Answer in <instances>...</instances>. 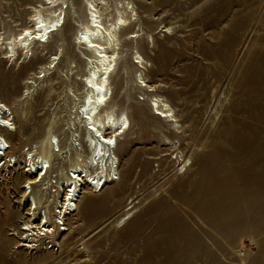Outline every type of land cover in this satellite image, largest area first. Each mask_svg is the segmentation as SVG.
Wrapping results in <instances>:
<instances>
[{
	"label": "rangeland",
	"instance_id": "1",
	"mask_svg": "<svg viewBox=\"0 0 264 264\" xmlns=\"http://www.w3.org/2000/svg\"><path fill=\"white\" fill-rule=\"evenodd\" d=\"M37 1L0 0V34L24 24ZM69 1L62 29L36 47L33 58L21 66L0 58V98L10 104L17 128L8 137L17 164L0 173V264H264V0L134 1L138 18L128 30L140 28L143 41L121 37L124 52L112 76L113 100L130 118L117 148L119 179L100 194L83 189L69 230L51 238L60 245L31 249L8 234L20 216L10 203L24 166L22 146L39 138L52 109L60 116L59 132L74 116L62 96L67 68L76 65L74 77L84 73L72 39L75 19L85 13L80 0ZM145 15L150 20L142 21ZM159 21L173 22L171 32L157 28ZM136 47L149 62L143 74L154 86L150 94L168 99L181 132H169L151 114L143 90L130 88ZM54 53L57 68L23 105L26 77ZM72 83L81 86L79 79ZM176 150L187 159L186 170ZM131 197L132 214L116 227Z\"/></svg>",
	"mask_w": 264,
	"mask_h": 264
},
{
	"label": "bare ground",
	"instance_id": "2",
	"mask_svg": "<svg viewBox=\"0 0 264 264\" xmlns=\"http://www.w3.org/2000/svg\"><path fill=\"white\" fill-rule=\"evenodd\" d=\"M80 1L85 17L82 20L75 19L76 33L72 40L81 50L85 69L82 75L75 78L72 74L76 65L67 68V85L62 96L69 104V113L73 111L74 116L67 118L59 132L57 126L60 116L56 108L52 109L43 133L31 147L25 150L24 143L21 148L22 151L24 149L21 154L24 166L20 171L21 178L16 183V199L10 203L12 210L18 211L20 216L17 226H12L8 234L14 235L20 246L28 248L32 246L30 242L35 243L36 249L44 244L45 247H55L56 243L60 245L51 238H59V234L63 235L69 230L67 219L80 212L83 189L100 194L120 177L117 148L119 140L130 129V118L128 112L120 109L113 100L112 76L124 52L121 37L143 41L140 28L128 29L138 18L134 1L145 4L146 0ZM69 4V0H38L31 6L24 24L6 37L0 34V58L9 66H21L33 58L35 48L49 43L55 32L62 29ZM150 18L145 15L142 21ZM173 24L159 21L156 27L168 34ZM125 30L128 31L123 33ZM149 36L147 42L153 43V34L149 33ZM135 49L131 52L130 61L138 69L130 76V88L135 85L143 90L151 114L164 120L169 132H181L182 125L168 99L159 93L150 94L154 86L147 82L143 74L149 62L137 47ZM58 62L57 53L50 54L32 76L26 77L20 99L23 105L38 90L40 82L49 79ZM126 76V81H129V75ZM74 79H79L81 83L77 89L72 83ZM20 109V117L25 116V107ZM217 109L212 113L211 122H215ZM14 121L10 104L0 98V163L3 162L0 173L10 165L11 160L12 166L17 164L16 154L10 150L8 140L11 132L17 129ZM79 127L82 133L78 132ZM166 138L168 145H175L173 138ZM84 150L86 153L82 154ZM175 158L181 160V169L186 170L187 159L180 150H176ZM134 205L132 197L124 203L119 210L121 213L113 221L116 227L126 224Z\"/></svg>",
	"mask_w": 264,
	"mask_h": 264
},
{
	"label": "built area",
	"instance_id": "3",
	"mask_svg": "<svg viewBox=\"0 0 264 264\" xmlns=\"http://www.w3.org/2000/svg\"><path fill=\"white\" fill-rule=\"evenodd\" d=\"M12 163H13V160H11V161L9 162L10 165H12ZM1 164H3V162H1L0 165H1ZM30 243H31V245H32L31 248L36 249L35 243H34V242H30ZM46 243H47V242H46ZM47 245H48V244H47ZM44 246H45V244H44ZM48 247H50V245H48Z\"/></svg>",
	"mask_w": 264,
	"mask_h": 264
}]
</instances>
